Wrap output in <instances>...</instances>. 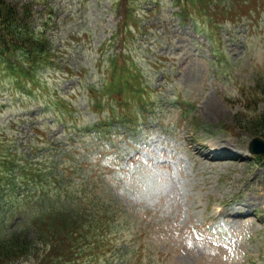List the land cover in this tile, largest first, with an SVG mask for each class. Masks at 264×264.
<instances>
[{"label":"rangeland","instance_id":"1","mask_svg":"<svg viewBox=\"0 0 264 264\" xmlns=\"http://www.w3.org/2000/svg\"><path fill=\"white\" fill-rule=\"evenodd\" d=\"M50 2L62 15L58 43L74 76L64 69L51 72L49 91L37 98L22 94L14 80H0V144L26 156L30 136L43 131L36 124H54L57 117L48 107L50 96L71 92L67 99L75 115L69 119L79 120L55 123L48 138L49 147L58 149L52 159L67 154L65 168L85 159L93 167L92 156L102 172L108 170L101 180L109 191L102 190L112 191L109 198L132 220L120 223L121 237L130 243L131 231L146 229L136 242L145 244L143 264H264V165L250 152L253 130L240 123L256 109L264 111V98L251 101L254 88L262 90L258 81L264 83V0H228L222 3L227 10L193 0L189 15L196 21L180 14L175 0ZM127 8L131 35L119 32ZM124 49L145 72L152 101H161L159 113L117 150L91 146V136L61 143L65 124H97L99 115L111 111L107 105L92 108L87 88L95 86L103 95L112 55ZM80 67L83 85L73 90ZM130 105L131 112L137 110V102ZM88 169L70 172L79 178ZM21 212L25 223L31 209L24 204ZM16 218H0V235L17 229ZM138 247L122 255V263ZM105 258L93 264H107Z\"/></svg>","mask_w":264,"mask_h":264},{"label":"trees","instance_id":"2","mask_svg":"<svg viewBox=\"0 0 264 264\" xmlns=\"http://www.w3.org/2000/svg\"><path fill=\"white\" fill-rule=\"evenodd\" d=\"M50 1L0 0V80H14L18 90L36 97L49 91L51 72L64 69L68 77L74 76L69 65H65V50L58 43L56 29L62 15ZM190 1L193 0H177L176 4L187 14ZM195 1L210 5L216 0ZM131 18L127 8L121 25L123 31L127 32L125 28ZM110 62L108 78L102 87L103 95L110 97L109 103L115 95L124 96L125 101L128 93L135 98L140 96L143 74L130 54L121 52ZM79 72L82 74V67ZM257 85L262 90L254 88L251 101L256 103L264 98V83L258 81ZM88 91L94 96L93 107L98 108L101 104V98L96 97L98 90L92 87ZM53 95L48 104L54 106L60 117L71 116V103L57 91ZM101 119L93 128L109 139L118 134L122 126L126 129L132 125L128 124L132 120L127 123L124 118L121 121L127 124H111L110 115ZM240 123L253 130L254 136L264 135V111L261 109H256ZM48 136L47 130L36 131V136H30L29 157L20 148L0 144V198L15 200L10 204L14 211L22 208L18 206L20 202L30 204L33 209L29 224L0 235V264H15L26 258L34 259L37 264H93L102 256H106L107 264H126L122 263L121 256H127L138 247L136 242L143 239L145 227L141 226L140 232L131 231L129 234L133 238L130 243L125 242L128 239L121 237L120 223L129 225L132 220L128 221L119 204L109 198L112 191L107 193L108 184L100 179L95 158L93 167L85 159L65 168L67 154L56 162L52 159L55 151L42 146L40 138L50 144ZM258 161L264 164V156L258 157ZM61 167L65 171L61 172ZM85 167L89 168L88 173H81L79 178L70 172H85ZM103 187L107 188L106 192ZM16 194L20 201L15 199ZM138 248L127 264H143L141 251L145 244Z\"/></svg>","mask_w":264,"mask_h":264},{"label":"water","instance_id":"3","mask_svg":"<svg viewBox=\"0 0 264 264\" xmlns=\"http://www.w3.org/2000/svg\"><path fill=\"white\" fill-rule=\"evenodd\" d=\"M251 151L255 154H264V140L261 138H256L251 143Z\"/></svg>","mask_w":264,"mask_h":264}]
</instances>
